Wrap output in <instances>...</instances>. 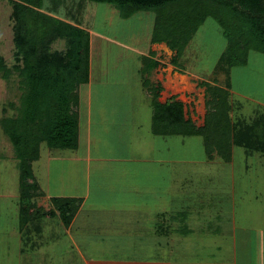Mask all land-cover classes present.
Masks as SVG:
<instances>
[{
  "label": "rangeland",
  "instance_id": "374dc122",
  "mask_svg": "<svg viewBox=\"0 0 264 264\" xmlns=\"http://www.w3.org/2000/svg\"><path fill=\"white\" fill-rule=\"evenodd\" d=\"M44 6L67 22L78 21L83 29L91 32L90 85L88 87L82 85L77 91L80 128L78 150L83 149L86 140L85 117L88 112L86 105L88 100L92 119L90 147L93 158L102 155L116 160L128 154L129 157L145 159L146 162L142 164L155 165L156 152L154 153L152 147L154 137L150 133L151 98L146 96L143 81L148 79L154 85H160L158 82L164 77L159 73H164L163 69L167 72L168 68H173V71L177 68L170 63L175 55L173 51L163 45L150 46L154 13L138 12L124 19L111 5L88 0H44ZM11 11L10 1L0 0V56L8 66L14 62ZM52 49L63 50L64 41H56ZM225 49L226 39L222 28L214 19L208 17L199 25L179 59L180 65L188 74L186 79L176 81V88L172 86L171 89H176L181 98L184 101L186 99L183 114L195 127L203 126L206 114L205 88L198 86L199 82H207L228 92L231 108L229 117L232 122L249 123L264 112V54L248 51L246 64L232 67L226 74L220 64ZM151 50L153 56L149 54ZM141 55L155 58L154 61L159 65L149 73L141 74L143 64ZM191 72L193 76H189ZM167 78L165 77V80ZM19 95L16 73L12 72L9 80L0 79V119L13 114L14 110L10 104L18 105ZM99 118L102 121L101 125ZM170 139V150H167L164 158L169 160L168 164L176 171L175 180L181 182L179 184L175 181V184L180 187L187 184L188 190L186 186L182 188L187 190L189 196L196 202H201L203 199L201 197L209 195L207 188L213 191V201L216 206H219L217 204L219 202L223 208L224 213L221 215L228 217L226 202L229 199V192L233 191L232 182H236L235 190L244 195L245 202L242 206L244 216L251 215L246 218V222L249 225L260 220L264 223V154L233 147L230 163L223 162L217 156L213 157V161H207L205 144L201 136L174 135ZM143 143L145 147L142 146ZM49 152L51 159L46 161ZM13 154L12 145L0 129V264H20L21 253L22 257H25L21 264H81L75 252L67 251L69 242L58 218L59 221L56 218H44L53 219L50 220L52 227L49 235L29 236L30 224L40 222L34 220L24 225L20 220L19 171ZM40 154V160L32 167L39 184L41 183L39 186L51 195H57L63 192L59 189L69 184L71 180L74 190L68 194H76L77 185L84 174L81 172L84 163L67 160V157H71L69 150L50 149L45 144L40 145ZM103 163L108 167L118 164L114 161ZM92 164L102 166L101 162ZM130 164L137 165L133 162ZM247 166L249 170L246 171ZM203 167H210L208 175L211 179L208 180L205 176L207 173L201 171L208 170ZM182 169L185 172H181ZM39 170H42V175L38 173ZM44 173H47L48 177ZM98 180H100L98 177H92L91 181ZM210 212L211 208L208 210V213ZM256 214L262 216H253ZM204 218L212 219V216L204 214ZM224 222L225 220L222 221ZM25 226H28L26 230L23 229ZM203 228L204 225L200 229ZM19 229L23 231L22 236L25 235L27 241H24L25 237H20ZM31 244H43V247L30 253L31 249L35 248L31 247ZM86 253L93 256L103 254L95 251Z\"/></svg>",
  "mask_w": 264,
  "mask_h": 264
},
{
  "label": "trees",
  "instance_id": "16d2710c",
  "mask_svg": "<svg viewBox=\"0 0 264 264\" xmlns=\"http://www.w3.org/2000/svg\"><path fill=\"white\" fill-rule=\"evenodd\" d=\"M13 22L14 62L8 66L0 56V79L18 77L19 104H10L13 114L0 119V129L13 147L19 171L20 220L25 224L41 218H58L68 227L81 200L50 198L44 211L36 201L43 192L33 175L32 164L39 158L40 145L50 149L75 150L79 138L78 88L89 82L90 37L78 21H65L44 6V0H9ZM83 1V0H82ZM109 4L121 18L138 12L154 13L152 44L165 43L175 53L171 65L179 63L187 44L206 19L222 28L226 49L220 58L226 71L246 64L248 51L264 54V0H88ZM64 49H52L58 41ZM141 74L159 63L142 58ZM180 70V71H182ZM146 96L151 98L152 133L155 135L201 136L208 160L214 156L229 163L232 148L264 154V112L251 122H232L228 92L207 82L206 114L201 127L184 119L179 102L159 103L161 91L144 79ZM229 89V88H228Z\"/></svg>",
  "mask_w": 264,
  "mask_h": 264
},
{
  "label": "crops",
  "instance_id": "0c3cea01",
  "mask_svg": "<svg viewBox=\"0 0 264 264\" xmlns=\"http://www.w3.org/2000/svg\"><path fill=\"white\" fill-rule=\"evenodd\" d=\"M88 33L90 37L91 32L88 31ZM159 45L167 47L165 43H151L150 46ZM151 52L152 50L149 54L153 56ZM141 57L149 56L141 55ZM151 59L155 58L151 57ZM163 72L159 73L164 78L158 82L161 91L157 101L161 104L175 101L181 103L183 109L186 108L184 103L186 99L184 101L181 94L171 87L176 88V81L186 79L187 71L182 70L184 73H181L177 69L173 71V68H168L167 72L165 69ZM193 75L191 72L189 76ZM165 77L168 78L165 80ZM90 80L89 70V82L85 86L90 85ZM86 105L88 112L85 117L86 140L84 144L82 143L83 149L79 151L78 145L75 150H69L71 157H67L69 161L84 163V168L81 170L84 174L78 183L80 189L77 185L78 192L68 194L74 190L71 180L69 184L59 189L63 192L57 195H51L39 186L43 196L36 201L38 207L47 211L51 207L50 198L53 197L81 200L80 207L69 226L61 225L69 242L67 251L75 252L81 264H264V223L261 220L250 225L246 222V218L251 215L244 216L242 207L245 202L244 195H240L238 190H235L236 182H232L233 191L229 192V199L226 202L229 215L223 217L222 206L219 202L217 203L219 206H216L213 201V191L207 188L209 195L200 196L203 199L201 202H196L192 196H189L187 184L182 186H186L187 190L175 184V181L179 184L181 182L175 180L176 171L168 164L169 160L164 158V154L170 150L169 142L172 135H155L150 132L154 137L152 147L157 155L154 154L157 161L155 165L142 164L146 162L145 159L129 157L128 154L116 160L102 155L93 158L90 147L92 119L88 100ZM184 119L187 120L185 114ZM98 121L101 125V118ZM147 143L149 145L150 140ZM142 146L146 145L143 143ZM48 156L46 161L51 159L50 152ZM40 158L39 150V158L33 162L32 167ZM206 160L209 161L207 156ZM103 161H114L118 164L108 167ZM96 162H101L102 166H93L92 163ZM130 162L137 165H132ZM203 168L208 169L201 171L207 173L205 176L208 180L211 179L208 175L211 171L210 167ZM247 170L249 166L246 167ZM39 171L38 173L42 175V170ZM181 172L185 170L182 169ZM34 173L33 170V175L40 185ZM44 174L48 177L47 173ZM92 177H98L100 180L93 182ZM180 189L181 192H179ZM209 208H211L210 213H208ZM204 214L211 215L212 219L204 218ZM35 220L40 224L38 222L30 224L29 236L49 235L50 227H52L50 220L53 219ZM223 220H225L224 223H222ZM202 225L204 228L200 229ZM27 228L28 226H25L23 229ZM19 232L21 237L23 231ZM22 237H25L24 241H27L25 235ZM31 247L35 248L31 249L30 253L33 250L38 251L43 244H31ZM93 251L103 254L93 256L86 253ZM23 259L25 257H22L21 253L20 260L23 261Z\"/></svg>",
  "mask_w": 264,
  "mask_h": 264
}]
</instances>
